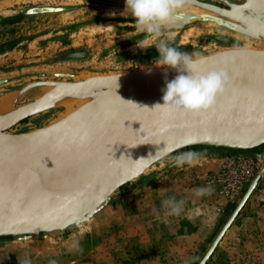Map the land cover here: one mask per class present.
<instances>
[{"label": "rangeland", "instance_id": "rangeland-1", "mask_svg": "<svg viewBox=\"0 0 264 264\" xmlns=\"http://www.w3.org/2000/svg\"><path fill=\"white\" fill-rule=\"evenodd\" d=\"M124 8L125 0H0V107L11 108L0 132L53 129L77 107L52 101L60 87L156 65V47H136L143 35L134 17L121 15ZM177 21L170 43L194 59L232 48L264 51V0H192ZM186 152L203 155L194 166H173L171 159ZM244 169L252 177L240 192H229ZM115 174L113 187L85 211L0 234V264H202L259 174L204 264H264V142L129 153ZM209 184L211 196H194L193 189ZM169 197L205 214L158 220Z\"/></svg>", "mask_w": 264, "mask_h": 264}, {"label": "water", "instance_id": "water-1", "mask_svg": "<svg viewBox=\"0 0 264 264\" xmlns=\"http://www.w3.org/2000/svg\"><path fill=\"white\" fill-rule=\"evenodd\" d=\"M260 54L264 58V51ZM163 99L93 125L50 129L43 132H0V166L24 165L38 171L49 189H64L91 181L75 200L57 196L45 212L0 220V234L33 228L77 215L113 187L115 166L129 153L160 156L174 148L202 142L253 147L264 142V106L218 104L199 114L167 112L156 108ZM142 126V127H141ZM141 129V130H140ZM261 174L217 238L202 264L214 251Z\"/></svg>", "mask_w": 264, "mask_h": 264}, {"label": "bare ground", "instance_id": "bare-ground-1", "mask_svg": "<svg viewBox=\"0 0 264 264\" xmlns=\"http://www.w3.org/2000/svg\"><path fill=\"white\" fill-rule=\"evenodd\" d=\"M243 49L232 48L203 57L201 59L204 62L198 63L195 70L201 73L212 71L218 67L219 54H235V64L230 70L231 86L217 97L216 103L264 106V58L260 54L262 49ZM165 72L169 81L177 75L174 69L154 65L138 71L100 74L86 82L60 87L53 99L49 100L70 105L76 103L77 107L63 115L55 128H80L107 122L142 105L162 100V90L166 87ZM10 109L6 103L0 107V125L10 115ZM90 182L59 190L49 189L41 183L40 175L34 169L24 165L0 166V220L45 212L53 205L57 196L75 200Z\"/></svg>", "mask_w": 264, "mask_h": 264}, {"label": "clouds", "instance_id": "clouds-1", "mask_svg": "<svg viewBox=\"0 0 264 264\" xmlns=\"http://www.w3.org/2000/svg\"><path fill=\"white\" fill-rule=\"evenodd\" d=\"M191 4L192 0H125V8L121 13V15L134 17L135 32L143 35V38L136 42V47L147 49L155 46L159 53L156 66H166L177 72L175 78L170 81L167 80V72H165L166 87L162 90L163 104L155 106V109H164L170 113L207 112L215 106L217 97L231 86L230 70L235 64V54H219L218 67L201 73L195 70V66L203 63V59H194L192 53L180 51L170 43L173 39V30L180 27L177 15L190 8ZM202 155L196 152L182 153L173 157L171 163L178 168L185 165L194 166ZM192 191L195 197L200 198L211 196L215 189L209 184ZM187 205L186 199L166 198L162 200L161 209L156 212V218L168 220L171 217L183 215L191 220L205 214L203 209L189 208ZM76 247L78 248V245Z\"/></svg>", "mask_w": 264, "mask_h": 264}, {"label": "built area", "instance_id": "built-area-1", "mask_svg": "<svg viewBox=\"0 0 264 264\" xmlns=\"http://www.w3.org/2000/svg\"><path fill=\"white\" fill-rule=\"evenodd\" d=\"M252 175L253 174L251 172V169L242 170L241 173L237 175L234 179H231V181L227 185L229 192H240L244 188L245 184L252 177Z\"/></svg>", "mask_w": 264, "mask_h": 264}, {"label": "crops", "instance_id": "crops-1", "mask_svg": "<svg viewBox=\"0 0 264 264\" xmlns=\"http://www.w3.org/2000/svg\"><path fill=\"white\" fill-rule=\"evenodd\" d=\"M262 144V143H261Z\"/></svg>", "mask_w": 264, "mask_h": 264}]
</instances>
